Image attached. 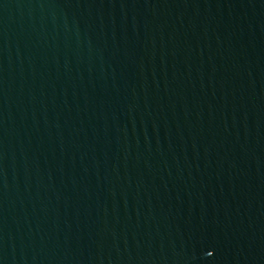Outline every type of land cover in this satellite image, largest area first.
Masks as SVG:
<instances>
[{
	"label": "water",
	"instance_id": "obj_1",
	"mask_svg": "<svg viewBox=\"0 0 264 264\" xmlns=\"http://www.w3.org/2000/svg\"><path fill=\"white\" fill-rule=\"evenodd\" d=\"M0 264H264V0H0Z\"/></svg>",
	"mask_w": 264,
	"mask_h": 264
},
{
	"label": "snow or ice",
	"instance_id": "obj_2",
	"mask_svg": "<svg viewBox=\"0 0 264 264\" xmlns=\"http://www.w3.org/2000/svg\"><path fill=\"white\" fill-rule=\"evenodd\" d=\"M209 255H211V253H209Z\"/></svg>",
	"mask_w": 264,
	"mask_h": 264
}]
</instances>
